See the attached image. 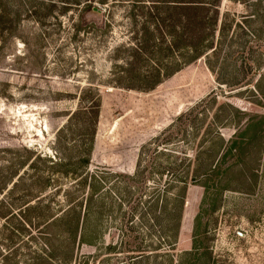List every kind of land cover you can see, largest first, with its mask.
<instances>
[{"label":"rangeland","instance_id":"rangeland-1","mask_svg":"<svg viewBox=\"0 0 264 264\" xmlns=\"http://www.w3.org/2000/svg\"><path fill=\"white\" fill-rule=\"evenodd\" d=\"M0 264H264V0H0Z\"/></svg>","mask_w":264,"mask_h":264},{"label":"trees","instance_id":"trees-1","mask_svg":"<svg viewBox=\"0 0 264 264\" xmlns=\"http://www.w3.org/2000/svg\"><path fill=\"white\" fill-rule=\"evenodd\" d=\"M175 2L176 4L174 5L175 7L173 8H177L178 10L181 11L180 17L182 15L183 16L186 15L185 17L186 20L180 21V25H177V23L176 25H174L175 28H178L179 31H181V37H183V39L179 38L180 40H183L181 43L183 44V46L180 45L177 47L178 48L185 47L187 49L186 52L188 55L183 53L182 61H180L184 64V63L192 62L202 57L206 53L207 49H209L208 47L211 46L209 45L210 41H208L207 43L206 38L204 36L205 33L204 21L206 16L199 14L200 11L207 9L206 7L207 5H205L204 2L194 3L193 1H191L192 3L190 4L181 3L179 1H175ZM182 10H184V13L182 12ZM186 10H189L193 15L190 14L189 12L187 13ZM136 48L142 52L143 51L142 42L139 43V45L136 46ZM180 62L176 64L173 73L177 72L181 68L182 64H180ZM162 70H163L162 68L161 69L159 68V72H161ZM159 82L160 80L156 81L154 85H157ZM148 88H153V87H148Z\"/></svg>","mask_w":264,"mask_h":264}]
</instances>
